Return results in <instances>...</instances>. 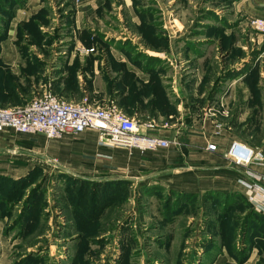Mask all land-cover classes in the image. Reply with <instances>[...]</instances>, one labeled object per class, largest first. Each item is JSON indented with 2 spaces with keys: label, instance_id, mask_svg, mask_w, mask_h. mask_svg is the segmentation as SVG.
Returning <instances> with one entry per match:
<instances>
[{
  "label": "rangeland",
  "instance_id": "374dc122",
  "mask_svg": "<svg viewBox=\"0 0 264 264\" xmlns=\"http://www.w3.org/2000/svg\"><path fill=\"white\" fill-rule=\"evenodd\" d=\"M85 1L0 0V54L4 43L3 52L20 56L17 67L3 64L0 58V107L23 105L46 90L62 99L59 93L64 79L68 80L66 92L78 93L76 59L72 71L57 65L65 60V51L79 52L90 45L95 47L94 53H103L114 43L121 48L128 44V51L140 45L145 50L147 44L155 47L153 43L162 39L163 20L171 24L170 20L179 17L186 22L183 32L188 36L209 32L216 41V45L208 43L207 56L200 61L187 55L181 58L179 74L186 83L197 81L193 71L200 68L202 73L204 62L209 69L208 84L202 83L198 91L202 104H195L193 109L203 108L219 130L264 157V32L253 28L248 20L241 23L240 15L230 23L226 17H234L230 15L234 10L227 12L222 6L224 0L217 1L222 7L218 11L204 6L211 0H201L203 6L198 10L194 7L197 0H94L103 2L96 12L83 10L81 4ZM78 7L86 12L89 24L79 30ZM19 9L29 16L16 19ZM132 11L140 19L134 30L141 34L140 45L122 33V25L134 29ZM203 19L218 24L206 25ZM168 29L174 27L169 25ZM64 71L68 72L67 78L61 75ZM88 96L83 94L73 101L89 102ZM18 137L17 144L33 141L30 135ZM22 157L25 159L19 162L24 167L23 176L0 174L15 180L28 179L19 196L0 193L4 199L0 203V220L4 223L0 264H245L253 251L256 260L248 264H264V208L259 210L250 197L246 201L227 193H206L193 201L186 200L181 211L175 199L167 201L163 185L141 187L130 182L121 186L111 180L104 189L102 185H84L81 189L75 176L69 180L64 176L71 175L43 160ZM107 176L87 179L108 182ZM33 190L38 200L26 216L24 200ZM77 193L87 204L75 211L67 200ZM94 196L104 204L94 201ZM222 255L230 260L225 263L221 258V263L216 262Z\"/></svg>",
  "mask_w": 264,
  "mask_h": 264
},
{
  "label": "crops",
  "instance_id": "0c3cea01",
  "mask_svg": "<svg viewBox=\"0 0 264 264\" xmlns=\"http://www.w3.org/2000/svg\"><path fill=\"white\" fill-rule=\"evenodd\" d=\"M217 1H208V5L204 6L218 11L222 7ZM222 3L227 12L230 9L234 10L230 14L234 17H226L230 23H233L231 20L237 19L238 15L241 16V23L254 17H264V0H224ZM102 4L100 1L97 3L94 0H86L81 5L83 10L96 12ZM202 6L203 2L197 0L194 7L198 10ZM85 13L79 8L76 20L80 24H77V30L81 26H89L87 18L84 17ZM27 16L29 15H23L19 9L16 19ZM132 16L133 19L130 21L134 24V29L129 30L127 26L122 25V33L126 34L124 38L131 37L133 41L138 42L141 34L134 30L140 19L133 11ZM99 18L102 21V18ZM195 19H192V22ZM121 20L123 21V18ZM203 20L206 25L213 22L218 24L212 19ZM170 21L171 24L163 20L161 26L165 27V33L162 39L152 42L155 47L147 44L146 49L142 50L144 46L140 45L142 42H138L140 47L131 46L134 51H128V44L121 48L114 43L111 50H103V53H94L96 50L82 52V48H91L88 45L80 48L79 52L75 49L65 51L63 54L65 60L57 64L61 69L66 66L72 71V64L76 59L79 68L77 80L79 92L68 94L66 92L68 80L64 79L59 93L62 99L73 101L80 99L83 94L89 95L90 104L116 105L133 120L141 123L154 122L149 134L169 140L171 143L169 147L144 151L136 147H105L99 144L98 134L91 130L80 133L67 131L57 138L50 139L42 133L22 134L7 129L0 133V174L12 178L23 176L21 169L24 167L20 166L19 161L25 159L23 155H29L75 177L90 178L108 174V180L124 181L129 184L131 182L132 185L141 187L163 185L166 188L163 189L164 196L168 194L167 201L178 200L181 211L186 206V200L193 201L206 193H227L244 197L246 201L249 200V185L261 193L264 184L255 175L264 176V164L258 161L248 165L233 163L225 154L235 142L234 137L219 130L203 108L193 109L195 104H202L198 91L202 83L208 84L206 79L208 66L204 62L202 73L200 68L193 71L197 75L196 82L186 83L182 80V74H179L182 68L181 58H185L186 55L192 59L196 58L197 61L205 58L206 47L208 43H216L215 37L209 32L207 35L190 37L188 33L183 32L186 24L183 19L176 17ZM169 25L174 29L169 30ZM104 32L108 37V32ZM145 35L152 36L147 33ZM91 40L92 38L88 37V41ZM3 50L0 54L3 64L17 67L19 65L17 59L20 58L18 53L9 54ZM199 52L204 54H198ZM61 75L66 77L68 72L64 71ZM22 135L32 136L30 138L33 141L17 144V140H20L18 136ZM211 143L216 144L215 151L207 148ZM53 159L56 163L50 161ZM145 191L150 194L147 189ZM170 194L175 198H170ZM3 226L4 223L0 220V238ZM155 238L156 236L152 237ZM261 257H264V254ZM221 258L225 263L230 260L228 255H222L216 262ZM252 259L256 260V251L252 252L245 264Z\"/></svg>",
  "mask_w": 264,
  "mask_h": 264
},
{
  "label": "built area",
  "instance_id": "2783aa9c",
  "mask_svg": "<svg viewBox=\"0 0 264 264\" xmlns=\"http://www.w3.org/2000/svg\"><path fill=\"white\" fill-rule=\"evenodd\" d=\"M249 24L260 32H264V18L254 17ZM82 52H94V47L82 48ZM154 122H138L131 119L116 105H93L87 99L81 102L60 99L51 90L31 99L23 105L0 107V133L10 129L16 133H42L48 138H57L67 131L80 133L87 130L98 134L99 144L105 147L139 148L154 150L167 148L170 141L152 136ZM215 151L217 146L211 143L207 147ZM225 156L238 165H248L254 161L264 164V157L252 147L234 142ZM56 163V160H50ZM262 180L264 176L255 175ZM259 193L249 185L250 200L258 204L259 210L264 208V188Z\"/></svg>",
  "mask_w": 264,
  "mask_h": 264
},
{
  "label": "trees",
  "instance_id": "16d2710c",
  "mask_svg": "<svg viewBox=\"0 0 264 264\" xmlns=\"http://www.w3.org/2000/svg\"><path fill=\"white\" fill-rule=\"evenodd\" d=\"M64 177H66L67 179L72 178V176H64ZM69 180H71V179H69ZM74 180L76 181L77 184L78 183L80 184V188L84 187V185H94V187H99L102 185L103 187H101V189H104V186L111 185L110 184L111 180H109L108 182H105V181L104 182H97V181H93V180L90 181L87 178H78V177H75ZM27 182H28V179L26 176L23 178H19V179L15 180V179L0 175V193L5 194L4 196L7 195L10 197H13V196L17 197V196H19L20 191H24L23 189L25 188ZM112 182H114V184H118L121 186H125L127 184V182H124V181H112ZM34 193H35V191L33 190L32 192H30V194L24 200L25 202H24V206H23V214L26 216L29 215L30 207L32 205L34 206L37 203L38 199L35 198ZM2 196L3 195H0V203L4 202V199L2 198ZM70 196L71 197H70V199L67 200V202L71 205L72 209L75 211L77 209H81L83 207V205L86 203V201H85L86 199L83 200L82 194L77 193L76 195L73 194ZM94 198H95V196H94ZM97 199H98V202H100V204L101 203L104 204V200L102 201L98 197L95 198L94 201H96ZM15 200H18V199H15ZM176 201L178 202V200H176ZM93 202H92V204H93ZM91 212H94V210L91 209ZM89 218L90 217L86 218V223H87V220ZM84 228L86 230H88L87 227H84Z\"/></svg>",
  "mask_w": 264,
  "mask_h": 264
}]
</instances>
